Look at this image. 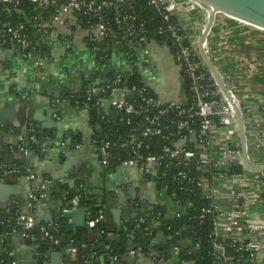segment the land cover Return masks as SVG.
Masks as SVG:
<instances>
[{
  "label": "built area",
  "instance_id": "built-area-1",
  "mask_svg": "<svg viewBox=\"0 0 264 264\" xmlns=\"http://www.w3.org/2000/svg\"><path fill=\"white\" fill-rule=\"evenodd\" d=\"M141 1H144L146 7L156 9L165 23V27H159L155 35L165 34L168 35L167 38H149L152 32L147 27L153 17L145 14L138 5L139 8L136 7V2ZM25 5L28 9H25ZM194 10L203 13L201 20L205 22L204 9L193 0H0V17L3 14L11 16L17 13L25 19L18 23H12L10 19L1 22V44L15 45L20 53L39 69L43 68L45 61L32 45L25 28L26 21L37 25L40 33L46 35L50 34L53 25L79 26L85 30L91 45L109 39L108 45L112 46L113 51L123 48L124 52L126 49H143L147 52V47L152 42L166 48L179 69L182 99L162 101L146 83L137 84L132 79L133 67L120 69V62L117 69L110 72L111 53H101L92 47L94 57L106 71L83 93L70 91L57 98L56 102L58 104L63 97L69 102L76 99V103H79L80 99L86 110L100 103L105 107V103L109 102L110 107L124 111L128 115L126 123L130 126L125 133L118 127L112 132L113 138L103 140L100 144L92 140L101 154V164L104 167L109 164L114 149L126 150L127 157L119 158L121 163L118 167L134 168L144 180L146 175L150 174L151 179L145 181H152L155 188L178 207L173 216L186 212L182 204L184 199L178 196L180 193L172 186L173 181H176L178 189L189 196L195 188L201 189L211 201L201 209L199 216L194 218L201 223L206 215H214L209 236L213 239L214 261L218 264H261L259 257L263 250L264 221H254L251 204L259 200L264 206V171L254 172L258 176V189H253L250 184L253 180L245 175L252 171L243 165L238 148L233 110L201 57L198 39L194 38V29L188 28L186 24V19L192 21L190 16L194 17ZM171 46L175 48L174 53L169 50ZM127 60L132 66L131 57ZM133 63L134 66L142 65L141 60ZM124 87H128L127 93L124 92L122 98L117 99L113 92ZM23 97L29 100L28 96ZM239 100L247 136L248 139L252 138L251 144L255 153L250 156L254 162L262 163L264 130L255 126L253 117L244 110L245 107L241 99ZM34 126L37 124L26 122L22 125L18 140H23V132ZM6 130L15 133L13 127L8 126ZM31 139H34V135ZM62 143L65 144L64 141ZM250 148L249 144V152ZM19 149L25 154L28 153L22 145ZM44 151L45 148L42 152ZM195 158L200 165V176L197 178L191 175ZM210 162H213L216 170L212 176L208 175ZM176 165L184 166L173 169ZM235 165H241L242 171L232 172L231 169ZM22 171L26 173L23 175L30 179L37 178V174L28 165L4 168L0 164V179L20 174ZM160 171H163L164 177L167 178L164 182H161L162 177L159 179ZM48 197L46 184L35 187L29 193L31 202ZM70 202V206L63 208V212L76 208L80 199L75 196ZM6 213L4 217L0 213V224L7 227L2 240L13 233L29 237L39 226L44 237L58 243L52 227L38 225L32 213L9 210ZM159 215L160 213L157 217ZM104 218V214L95 218L88 216L86 226L93 227ZM164 237L167 241L168 237ZM226 242L231 243L240 257H235L227 251ZM70 250L75 254L78 252V248L73 245ZM131 253L135 254V250ZM113 259L117 260L118 257L114 256ZM154 260L155 264H190L180 259L177 246H173L170 257L155 256Z\"/></svg>",
  "mask_w": 264,
  "mask_h": 264
},
{
  "label": "crops",
  "instance_id": "crops-1",
  "mask_svg": "<svg viewBox=\"0 0 264 264\" xmlns=\"http://www.w3.org/2000/svg\"><path fill=\"white\" fill-rule=\"evenodd\" d=\"M202 16L203 13L194 10L195 20L203 22ZM186 24L188 28L194 29V38L198 39V25L189 19H186ZM39 42L44 46L41 56L45 64L42 69L36 68L13 44L0 45V92L3 96L17 95L20 90L18 99L11 101V105L15 101H19L21 107L28 104L27 120L37 112L45 121L48 114L56 109L55 114H50V116L58 121V128L49 129L42 128V121L32 119L40 129L44 130L46 139L40 140L46 151L42 155L31 154L27 162L37 174V178H28L27 181H23L26 175L3 177L4 181L18 184L20 194L10 202L16 205L15 211L32 213L37 221L53 227L57 216L63 213V208L67 207L64 200L67 193L72 189L84 187L89 190L102 189L105 192L104 201L111 197L114 200V207L132 208V211H136L134 202L137 201H143L146 207L157 203L165 204L167 215L172 217L178 211V207L155 188L152 181L146 182L138 170L117 167L113 171L105 172V167L101 164V154L92 143V127L88 110L71 104L63 99L64 97L58 104L56 102L57 98L62 97L68 91L79 90L83 81L90 79L89 82H93L106 71L94 57L92 45L87 40L85 30L76 25H53L49 35H40ZM208 47L225 78L241 99L244 110L253 117L255 126L264 130V31L219 15L209 36ZM120 53H118V59L121 62L122 54L125 52ZM139 54L142 65H137L136 70L142 75V81L162 101L182 99L180 73L172 54L154 42L147 47V52L140 49ZM130 68L132 66L128 67ZM157 68L163 70L162 84H159L150 73ZM23 95H30L29 100H25ZM20 109L19 116L23 117L25 113ZM19 120H21L20 117L16 121ZM11 127L20 129L21 126ZM54 131H57L61 142L57 140L54 146L47 145L50 143L49 135ZM62 137L67 140L69 137L72 138L70 144L64 139L63 141L67 144L63 145ZM17 139L18 136L14 132L0 130V163L4 168L13 158ZM248 140L252 155L254 153L252 138L249 137ZM245 175L253 180L250 183L251 187L258 189L256 173L247 172ZM71 180L75 182L74 186L70 184ZM44 184H46L47 191L53 192L58 189L60 194L53 196L51 193L48 199L31 202L29 193L35 187ZM113 188H115L114 191ZM119 191L124 194L119 195ZM92 196L97 202L98 195L93 194ZM8 210L13 212L10 207H0V213ZM251 211L254 221H264V206L259 200L251 204ZM107 214L113 225V214L110 212ZM50 216L52 222L46 220ZM127 220L129 219L124 220L122 224ZM69 225L72 226V231L79 228L73 225L72 219H69ZM2 229L1 235L3 236L7 227L2 225ZM35 233L32 231L29 237L20 233L7 235V244L12 247L10 254L15 260L25 256V259L29 261L38 259L36 264L51 261L50 250L43 258L40 254L38 255L39 246ZM111 237L113 235H110ZM28 239H31V243L27 242ZM165 241L163 234H159L156 238V242L164 243ZM135 243V241L130 242V246H134ZM262 243L263 250L259 261L264 264V239ZM59 248L66 249V246ZM132 250L129 251V258H136L137 264H155L154 251L148 254L141 252L136 255V252L131 253ZM73 254L75 253L71 250L69 253H63L68 264H90L89 260L83 263L81 261L83 258H80L78 254L75 256Z\"/></svg>",
  "mask_w": 264,
  "mask_h": 264
},
{
  "label": "trees",
  "instance_id": "trees-1",
  "mask_svg": "<svg viewBox=\"0 0 264 264\" xmlns=\"http://www.w3.org/2000/svg\"><path fill=\"white\" fill-rule=\"evenodd\" d=\"M137 5L145 11V14L147 13L149 17H153V20L147 27V29H150L152 32L149 38L155 37L157 40L167 38L168 35L165 34L155 35L156 30L159 27H165V23L162 21L161 16L156 11V9H153L149 6L146 7L144 1H141V3L136 2V7L139 8ZM25 9H28L27 5H25ZM7 19H10L12 23L14 21L17 23L21 20L25 21L23 16L17 13L12 14L11 16L3 14L0 17V28L3 26L1 25V22ZM26 23L27 25H25V28L29 38L32 41V45L35 47L36 52L42 55L44 46L39 42L41 33L38 30L37 25H33L27 21ZM1 41L2 34H0V45H7L1 44ZM108 42L109 39L101 40L96 42V44H93L92 47L98 49V51L101 53H112V46H109ZM169 45H171V43H169ZM169 50L174 53L175 48L171 46ZM117 52L120 53V49ZM125 56L126 59L131 57L132 60V67L134 68L133 74L131 76L132 79L137 84H143L144 82L142 81V75L136 70V66H134L133 63L140 62L141 55L139 54V51L137 49H133L131 51L126 49ZM89 80L83 81L80 89L77 91L83 93L86 88L92 84V82H89ZM78 100L79 103L75 102L76 99H73L70 103L77 107L83 108L82 101L80 99ZM88 111L90 114V124L92 127L91 138L96 142V144H100L103 140L108 138H113L114 135L112 132L114 129L120 127L121 131L125 133V131L130 127L126 123L128 115L125 114L124 111L118 110L113 106L109 108L108 112H106L104 105L100 103L99 105H93L89 107ZM27 123L35 122L32 121V119H28ZM39 130L40 128L38 125L34 126V128H28L25 132H23V140L19 141L17 139L14 146L13 158L9 163H7L8 168L23 165L29 166L27 162L31 154H43L42 150L44 146L40 143V140L42 139L38 133ZM19 132V128H15V134L17 136ZM33 135L34 139H31V136ZM49 136L50 143L47 145L52 144L54 146L55 142L59 140L57 131L50 133ZM64 139L62 137V141ZM59 141L61 142V139ZM65 141H67V139H65ZM65 144L67 143L65 142ZM21 145L26 150H28L27 154H25L23 150L19 149V146ZM120 157L122 159L127 157L126 150L114 149L113 156L109 160V164L105 166L106 173L108 171L115 170L119 166L121 163L119 160ZM192 164L193 168H191V175L197 178L200 176V165L197 162V158L193 160ZM183 166L184 165H176L173 169ZM242 169L243 168L241 165H235L231 171L241 172ZM215 173L216 170L214 169V164L213 162H210L208 175L212 176ZM23 174L26 173L22 171L20 174L14 175ZM151 177L152 176L150 174H147L145 180H150ZM161 177V182H164L167 179L164 177L163 171H160L159 173V179ZM0 180L5 179L2 178ZM172 186L177 189V192L180 193L178 196L184 199L182 204L185 206L186 212L182 215L170 217L167 215V207L163 204L157 203L151 207H146L143 201H137L134 202L137 216L133 220H127L124 224L119 226L116 232L110 233L108 232V228L112 225V221L110 216L105 212V210H102V208L98 210H92L88 216L95 218L99 214H104V219H102L93 227L86 226L84 228H78L75 231H69L67 229V226L69 225V219L66 218L61 212L57 216V219L55 220L56 222L52 227L54 236L58 240V243H54L49 238L44 237L39 230V226L36 227V241L38 243L40 253H42L40 256L42 255L43 258L44 254L48 251L47 247H65L71 243L73 246L78 248L77 254L80 258H83V260H81L83 263L84 261L89 260L90 264H137L136 258H129V251L132 249L135 250L136 255L141 252L143 254H148L154 251V256H164L168 258L172 254L173 246H177L179 247L180 259L182 261L190 262V264H218L216 261H214L212 252L214 249L212 246L213 239L212 237H209L214 222L213 213L206 215L205 219L201 223L198 221V219L194 218L196 215L199 216L201 209L208 206L211 200L205 197L201 189L195 188L193 193L189 196L177 188L176 181H173ZM59 191L60 190L57 189L56 191L48 192L49 194L52 193L53 196H55L57 193L60 194ZM88 191L89 189L84 187L72 189L64 198L65 205L70 206V201L75 196L79 197L80 203L86 204L87 200H89V203H95L96 199L93 198V196L88 197ZM188 202L191 204L189 205ZM159 213L160 215L157 217ZM1 215L4 217L7 215V213L1 211ZM37 222L38 225L43 224V222ZM160 233L168 237V240L164 243L156 242V238ZM110 235H113V237L110 238ZM132 241L136 242L134 246H130V242ZM226 247L228 252L234 254L235 257H240L235 253L234 247L231 245V243L226 242ZM114 256H117L118 259L114 260ZM235 257L234 259H236ZM14 260L15 258L10 254V249H4L0 257V264H10L9 262Z\"/></svg>",
  "mask_w": 264,
  "mask_h": 264
},
{
  "label": "water",
  "instance_id": "water-1",
  "mask_svg": "<svg viewBox=\"0 0 264 264\" xmlns=\"http://www.w3.org/2000/svg\"><path fill=\"white\" fill-rule=\"evenodd\" d=\"M196 4H198L201 8L204 9L206 13V20L205 22L201 23L193 16H190L192 21L198 25V49L200 51L201 57L206 63L208 69L214 76V79L217 85L220 87L224 97L230 104L233 110L234 122H235V129H236V137H237V144L240 150L241 159L243 165L246 169L252 172H259L264 171V162L256 163L252 160L249 152V143H248V136H247V128L245 119L243 116L242 106L239 100V97L236 95L234 89L230 85V83L225 78L224 74L220 70L219 66L217 65L216 61L211 55V52L208 47L209 36L212 32V29L216 23L217 17L219 15H224L234 20L240 21L242 23L248 24L252 27L260 29L264 31V0H193ZM15 46V45H14ZM120 52H124V49H120ZM118 59V52L113 51L111 53V60H110V67L109 71H115L119 63ZM97 82V81H96ZM128 91V87H124L122 89L115 90L113 92L114 96L117 99H121L123 93ZM21 91L18 90L17 95H5L0 92V130H6V127L11 126H22L25 124L27 120V111L29 105L26 104L25 107H21V103L19 101H15L13 105H11V101L17 100L19 97V93ZM21 108V109H20ZM110 103H105V110L106 112L109 111ZM25 113V115L19 116L18 111ZM25 111V112H24ZM56 109H53L51 113L48 114V117L45 121L42 119L37 112L31 116V119L42 121V128H49L55 129L58 128V121L54 120L51 115H54ZM20 117L21 120L16 121L17 118ZM8 125V126H7ZM39 130V135L42 136V141L45 140L44 137V130ZM72 138H68L67 143L70 144ZM74 147V145H73ZM8 166H5L7 168ZM28 177H24L23 181H27ZM70 184L74 186L75 182L73 180L70 181ZM113 191L115 188L112 189ZM104 191L102 189H94L88 191V197H91L93 194L98 195V199L96 203H89L87 200L86 204L79 203L76 208L71 209L67 212H63V215L68 218L72 219L73 225L75 227L84 228L86 227V220L88 218V214L94 209L105 210V212H110L114 216V224L108 228V232H116L120 224L124 222V220L129 219L133 220L137 216L136 211H132V208L124 209L120 207H114L111 197H108L106 201L103 199ZM20 194L18 184H12L11 182H7L4 180L0 181V207L8 208L10 207L12 211H15V206L13 203L10 204L12 200H15ZM68 194V193H67ZM119 195H123L122 191H119ZM71 204V202H70ZM47 221H53L51 216L46 219ZM67 229L69 231L72 230V226L68 225ZM3 232L2 225H0V257L4 249H11V245H8L7 239L2 240L1 233ZM36 230H33L35 233ZM28 243H31V239L27 240ZM72 244H68L66 249H60L59 247H47V250L51 252V261H44L43 264H68V260L63 257V253H69ZM36 251V250H35ZM38 255L42 254L39 253ZM45 255V254H44ZM16 256V255H15ZM75 256V254H73ZM42 257V255H41ZM31 262V263H27ZM38 259L36 260H26L25 256L22 259H17L14 261H10V264H36Z\"/></svg>",
  "mask_w": 264,
  "mask_h": 264
},
{
  "label": "rangeland",
  "instance_id": "rangeland-1",
  "mask_svg": "<svg viewBox=\"0 0 264 264\" xmlns=\"http://www.w3.org/2000/svg\"><path fill=\"white\" fill-rule=\"evenodd\" d=\"M123 62V64L121 63ZM120 64H119V68L120 69H128V67L130 66L128 63V60L126 59L125 54H122V60H121ZM123 67V68H122ZM150 73H152V76L154 77V79L159 83L162 84L163 83V70L160 68H157L156 70H152L150 71Z\"/></svg>",
  "mask_w": 264,
  "mask_h": 264
}]
</instances>
